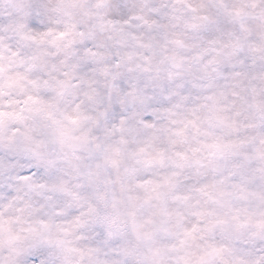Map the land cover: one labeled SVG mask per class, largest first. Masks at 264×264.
I'll list each match as a JSON object with an SVG mask.
<instances>
[{
    "label": "clouds",
    "instance_id": "obj_1",
    "mask_svg": "<svg viewBox=\"0 0 264 264\" xmlns=\"http://www.w3.org/2000/svg\"><path fill=\"white\" fill-rule=\"evenodd\" d=\"M0 112V264H264V0H0Z\"/></svg>",
    "mask_w": 264,
    "mask_h": 264
},
{
    "label": "snow or ice",
    "instance_id": "obj_2",
    "mask_svg": "<svg viewBox=\"0 0 264 264\" xmlns=\"http://www.w3.org/2000/svg\"><path fill=\"white\" fill-rule=\"evenodd\" d=\"M234 55H239L241 66L248 64V59L242 52L234 53ZM213 71L216 73L215 79L218 81L220 78L224 76V73L229 71V68L228 67L217 68V69H213ZM233 71L235 72L237 76L239 75L238 71H236L235 69H233ZM207 87H211V85L209 84L207 85ZM183 88L185 91H187L189 86L184 85ZM231 95L233 97L231 103L234 106H241L247 102L246 96L240 92H232ZM203 99H213L215 101L214 106H213L214 108L213 119H215L217 123L223 124L225 122V117L216 114L220 111V108L217 107V105H218L219 100L226 101L227 96L221 93L219 98L212 97V96H205L203 97ZM5 115H13V114L0 112V117H3ZM236 115L239 116L240 113L237 112ZM260 131L264 132V124L261 125ZM243 143L245 142L244 141H240L239 143L225 142L220 137H217L216 140H214L211 144L207 145V147L214 149L215 154H216V160L212 165L213 175L211 179L213 183H217V182L218 183H230L233 189H239L243 187V181L245 180V175L242 171L243 164L236 163V162H231V163L229 162L230 157L240 155V153L234 151V149L240 147V145ZM261 143H264V140H262ZM258 158L264 161V153L258 154ZM244 159L247 160L248 157L245 155ZM226 168H230L232 170L228 171L226 174H221L224 172ZM34 174L40 175L39 172H36ZM193 179H200V178L198 176L186 177L185 182L191 183ZM204 179H207V177H204ZM76 219L78 220L79 218L76 217ZM101 236L96 237V239L99 240ZM68 251L80 252L81 250L78 248H70L68 249ZM213 251L215 250L213 249ZM45 257H46L45 251L43 249H37L36 253L34 255L29 256L28 259L32 261V264H49V261ZM25 264H27V262H25ZM123 264H130V262L128 260H124Z\"/></svg>",
    "mask_w": 264,
    "mask_h": 264
}]
</instances>
